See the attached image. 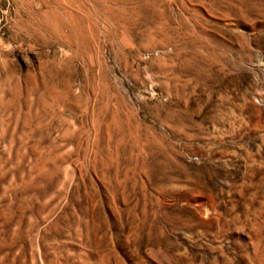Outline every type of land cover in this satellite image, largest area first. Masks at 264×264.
Listing matches in <instances>:
<instances>
[{
	"label": "rangeland",
	"instance_id": "rangeland-1",
	"mask_svg": "<svg viewBox=\"0 0 264 264\" xmlns=\"http://www.w3.org/2000/svg\"><path fill=\"white\" fill-rule=\"evenodd\" d=\"M123 7L0 0V264H264V0Z\"/></svg>",
	"mask_w": 264,
	"mask_h": 264
},
{
	"label": "bare ground",
	"instance_id": "bare-ground-1",
	"mask_svg": "<svg viewBox=\"0 0 264 264\" xmlns=\"http://www.w3.org/2000/svg\"><path fill=\"white\" fill-rule=\"evenodd\" d=\"M95 2V1H94ZM98 2H101V3H103V4H105V10L106 11H114V10H123L124 9V7L123 6H125V0H98ZM93 5V4H92ZM91 5V6H92ZM95 5H93V7H94ZM98 7V6H97ZM90 8V7H89ZM53 11V10H52ZM101 11V10H100ZM46 13H47V11H46ZM57 13V12H56ZM48 14H49V12H48ZM50 15V14H49ZM48 15V16H49ZM53 15H55L54 13H53ZM52 15V16H53ZM58 15V14H57ZM47 16V17H48ZM57 18H58V16H57ZM56 17L54 18V19H56V20H58ZM61 17H59V19H60ZM40 20V19H39ZM44 21H45V19H44ZM50 22V21H49ZM60 23H62V22H60ZM43 24H44V22H43ZM63 24H64V21H63ZM45 25V24H44ZM66 25V24H65ZM65 25H61V26H64L65 27ZM52 26H53V23H52ZM44 28V27H43ZM49 28H51V25H50V27ZM52 37V36H51ZM54 37V36H53ZM59 37V36H58ZM57 39V38H56ZM60 39V38H59ZM158 121H159V123H160V125L161 126H163V127H165V128H167V129H169V130H171V124L172 123H174V119L171 117V116H169L168 118H159L158 117Z\"/></svg>",
	"mask_w": 264,
	"mask_h": 264
}]
</instances>
